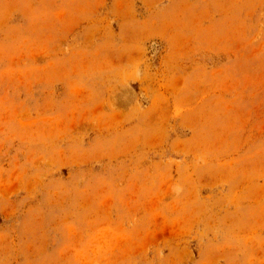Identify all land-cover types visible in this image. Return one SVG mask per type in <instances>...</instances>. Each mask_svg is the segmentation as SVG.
I'll return each mask as SVG.
<instances>
[{"label": "rangeland", "instance_id": "obj_1", "mask_svg": "<svg viewBox=\"0 0 264 264\" xmlns=\"http://www.w3.org/2000/svg\"><path fill=\"white\" fill-rule=\"evenodd\" d=\"M0 264H264V0H0Z\"/></svg>", "mask_w": 264, "mask_h": 264}]
</instances>
